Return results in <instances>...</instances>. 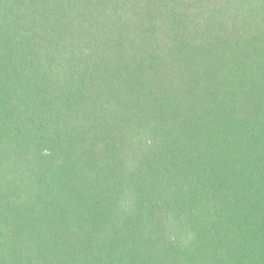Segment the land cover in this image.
I'll use <instances>...</instances> for the list:
<instances>
[{"label": "trees", "instance_id": "trees-1", "mask_svg": "<svg viewBox=\"0 0 264 264\" xmlns=\"http://www.w3.org/2000/svg\"><path fill=\"white\" fill-rule=\"evenodd\" d=\"M0 264H264V0H0Z\"/></svg>", "mask_w": 264, "mask_h": 264}]
</instances>
